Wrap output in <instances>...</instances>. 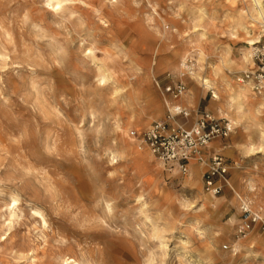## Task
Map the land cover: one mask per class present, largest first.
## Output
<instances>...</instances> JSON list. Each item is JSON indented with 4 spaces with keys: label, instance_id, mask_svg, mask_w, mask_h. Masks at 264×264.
<instances>
[{
    "label": "rangeland",
    "instance_id": "obj_1",
    "mask_svg": "<svg viewBox=\"0 0 264 264\" xmlns=\"http://www.w3.org/2000/svg\"><path fill=\"white\" fill-rule=\"evenodd\" d=\"M251 3L68 0L57 10L0 0V264H264V224L239 233L237 196L264 220V109L254 96L240 112L228 90L245 72L246 39L234 25ZM184 60L220 101L182 78ZM180 81L194 117L227 119L219 108L238 119L221 204L204 191L201 166L186 183L134 135L166 121L175 101L161 88ZM125 140L147 161L124 151ZM250 143L262 149L245 154Z\"/></svg>",
    "mask_w": 264,
    "mask_h": 264
},
{
    "label": "built area",
    "instance_id": "obj_2",
    "mask_svg": "<svg viewBox=\"0 0 264 264\" xmlns=\"http://www.w3.org/2000/svg\"><path fill=\"white\" fill-rule=\"evenodd\" d=\"M253 66L242 73L240 82L248 84L257 95L264 94V31L251 52ZM183 77L194 72L193 61H185ZM157 86H161L157 83ZM162 89L164 97H171L175 104L164 122H155L141 134L134 133L151 154L164 165L176 169L183 176L190 174L194 165L202 166L204 191L212 197L220 196L229 183V162L221 153L208 152L216 139L228 138L234 128L227 119H218L208 112H197L198 119L191 124L194 111L176 102L188 94L185 82L168 85ZM243 227L239 233L246 235L262 217L242 205ZM227 248V247H225Z\"/></svg>",
    "mask_w": 264,
    "mask_h": 264
},
{
    "label": "bare ground",
    "instance_id": "obj_3",
    "mask_svg": "<svg viewBox=\"0 0 264 264\" xmlns=\"http://www.w3.org/2000/svg\"><path fill=\"white\" fill-rule=\"evenodd\" d=\"M68 0H47L48 5L52 6V8H57L58 9H62L63 3L66 2ZM251 8L249 9V13L250 15L247 14L246 17H244L243 15H240V17H238L236 19V23L234 25V30L237 32H241L243 33L245 39H246V49H243L242 51L245 53L246 51H248V53L244 54V60L242 62L243 66H239L240 67V72L241 71H247V69L249 68V65L252 64V57H251V52L254 46L257 45L263 31L261 30L260 33L259 32V27L264 28V7H263V0H251ZM236 34V32H235ZM234 34V35H235ZM200 58H203L205 56V51L202 49H199V54ZM221 63L226 66L229 65L230 67H234L236 65V63L234 61H228L225 58H221L220 59ZM182 67H185V60L182 63ZM103 73V72H102ZM196 73L192 72L191 73V78H189V81H194V80H198L199 84H200V88H202L204 91L208 92L211 90H214L213 84L212 82L207 79V78H196ZM108 79L107 77H105L104 75L102 76V82H106ZM237 83H235L232 86L228 85V90L231 92L230 95V100L233 102V104L235 106L238 107L239 111H243L244 110V106L252 104V100L253 98H255L254 96L257 97V107H256V111L259 113L261 110L264 109V94L261 96H257V94L252 90V88L248 85V84H242L239 81H236ZM192 92L188 91V95L185 97V99H190L193 98L192 96ZM256 100V98H255ZM220 101V96L218 94V92H216L215 90L213 91V97H212V103L214 102H218ZM218 109V114L217 116H225L224 118H227V120H229L231 122V124L233 125V127L238 125V119L235 117V115H230L227 114L223 109ZM156 110L153 108H151L150 113L151 114H155ZM153 116V115H152ZM152 116H149V120L151 119ZM256 146L253 143H250L248 146L244 147V153L248 154V155H254L253 153L256 152V150H261L262 147H258L255 148ZM123 150L133 154V156L139 160H142L144 162L147 161V156L148 153H140L139 151L142 150L141 147H133L131 145V143L128 140H125L123 142ZM149 157V156H148ZM197 175L199 176L196 171L192 170V173H190L188 176H186V183H190L192 181H194V176ZM79 186H83L84 185V181L81 179L79 182ZM245 183V188L247 191L256 194L257 192V186L255 181H253L252 179H248ZM231 181H229L228 186H231ZM237 196L240 199V201L243 204L248 205L249 207H251L252 205H254V201H252L251 199H248V202L245 201L242 196L237 192ZM211 201H217L218 204H221V202L223 201L222 197H217V198H213L210 197ZM16 202V200L14 201ZM251 205V206H250ZM213 209L216 210L217 209V204L213 203ZM259 208V207H258ZM261 209V208H260ZM264 210V209H263ZM235 221V218H231L228 223L229 224H233ZM258 239V238H256ZM258 242V241H257ZM254 242V243H257ZM237 248L236 250L233 249L234 251H238V245L239 242H237L236 244H234ZM240 246V245H239ZM254 246H252L251 248L253 249ZM260 248H262L264 250V240L261 242V244L259 245ZM74 263L77 264V261L74 260Z\"/></svg>",
    "mask_w": 264,
    "mask_h": 264
},
{
    "label": "crops",
    "instance_id": "obj_4",
    "mask_svg": "<svg viewBox=\"0 0 264 264\" xmlns=\"http://www.w3.org/2000/svg\"><path fill=\"white\" fill-rule=\"evenodd\" d=\"M186 96H184L182 99L178 100L176 102V104H181V105H183V106H185L187 108H191L189 106L194 105L196 102L194 101L193 98L185 99ZM200 103H201V101H199V106H200ZM191 110H193V109H191ZM197 111L210 113L209 111H206V110L205 111H200L198 109ZM194 114H195V112L192 114L191 120L188 122V124H191V122H194V121H196L198 119V116H199L198 113L196 114L197 118L194 117L195 116ZM227 140H228L227 138H223V139L219 138V139L214 140L211 143L208 152L213 153V154L214 153H219V152H221L222 154H224L226 152V154L229 156L228 157L229 160L230 159L231 160H234V159L238 158V155H236V153L238 152V149L236 148L235 144L232 143V144L227 145L226 144V141ZM196 166H198V165H196ZM196 166H194V170L197 169ZM200 169H203L202 166L200 167Z\"/></svg>",
    "mask_w": 264,
    "mask_h": 264
}]
</instances>
